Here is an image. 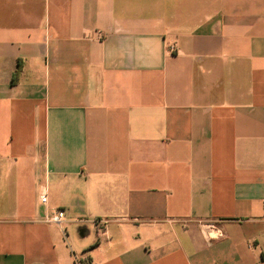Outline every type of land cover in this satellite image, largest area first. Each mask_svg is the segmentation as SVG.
Here are the masks:
<instances>
[{
    "label": "crops",
    "instance_id": "crops-1",
    "mask_svg": "<svg viewBox=\"0 0 264 264\" xmlns=\"http://www.w3.org/2000/svg\"><path fill=\"white\" fill-rule=\"evenodd\" d=\"M0 264H264V0H0Z\"/></svg>",
    "mask_w": 264,
    "mask_h": 264
},
{
    "label": "built area",
    "instance_id": "built-area-1",
    "mask_svg": "<svg viewBox=\"0 0 264 264\" xmlns=\"http://www.w3.org/2000/svg\"><path fill=\"white\" fill-rule=\"evenodd\" d=\"M171 48H173V47H171ZM40 200L43 203H47V201H48V194H47V191H46L45 188L41 189ZM64 217H65L64 210L59 209L55 215L48 217V220L49 221H54V222H57V223H61V221L64 219ZM101 223H103V222H101Z\"/></svg>",
    "mask_w": 264,
    "mask_h": 264
},
{
    "label": "trees",
    "instance_id": "trees-1",
    "mask_svg": "<svg viewBox=\"0 0 264 264\" xmlns=\"http://www.w3.org/2000/svg\"><path fill=\"white\" fill-rule=\"evenodd\" d=\"M15 76H18V73Z\"/></svg>",
    "mask_w": 264,
    "mask_h": 264
}]
</instances>
